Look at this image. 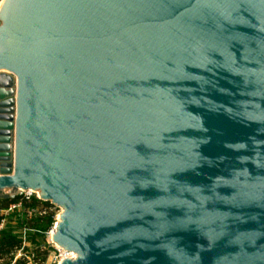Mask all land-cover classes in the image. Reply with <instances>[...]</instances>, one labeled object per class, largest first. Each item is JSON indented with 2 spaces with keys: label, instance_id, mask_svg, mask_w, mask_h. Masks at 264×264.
I'll return each mask as SVG.
<instances>
[{
  "label": "water",
  "instance_id": "water-1",
  "mask_svg": "<svg viewBox=\"0 0 264 264\" xmlns=\"http://www.w3.org/2000/svg\"><path fill=\"white\" fill-rule=\"evenodd\" d=\"M21 190L63 207L62 264H264V0H3Z\"/></svg>",
  "mask_w": 264,
  "mask_h": 264
},
{
  "label": "built area",
  "instance_id": "built-area-1",
  "mask_svg": "<svg viewBox=\"0 0 264 264\" xmlns=\"http://www.w3.org/2000/svg\"><path fill=\"white\" fill-rule=\"evenodd\" d=\"M34 194L38 196L39 200H43L36 191L21 190L19 195L20 199L14 204L10 205L6 211H0V234L6 229V226L10 222L18 219L19 215L21 214V211L19 210L24 206L25 201L29 200ZM48 202L50 203L48 208L30 207L26 209V211L22 212L26 222L25 226H27L28 231L31 232H36V228L30 227V223L47 216H51L53 218L51 226L44 234L46 240L44 241V245L41 247V249H39L37 252H34L33 250L30 251V243H20V246L16 247L11 253H9V255L7 254V256H2L0 254V264H45L47 253L50 254L48 264H62L67 259H77L78 254L76 252L67 250L54 241V235L57 232L64 209L63 207L58 206L50 201ZM6 214H12V221H8L5 217H3Z\"/></svg>",
  "mask_w": 264,
  "mask_h": 264
},
{
  "label": "rangeland",
  "instance_id": "rangeland-1",
  "mask_svg": "<svg viewBox=\"0 0 264 264\" xmlns=\"http://www.w3.org/2000/svg\"><path fill=\"white\" fill-rule=\"evenodd\" d=\"M3 0H0V3L2 2ZM37 192V191H36ZM39 192V191H38ZM37 192V193H38ZM40 195V197L42 198V194L39 192L38 193ZM20 199V197H19ZM18 201V200H17ZM15 201V202H17ZM44 201V203L42 202ZM15 202H12L11 204H14ZM48 202V201H45V200H39L38 196L36 194H34L33 196H31V198L29 200H27V204H29L28 206H23L19 211H21V214L19 215L18 219L12 221L13 219V216L12 214H6L5 217L8 221H12L10 222L7 226H6V229L1 232L0 234V238L2 237H7L9 235H12V236H15L17 241H19L20 243H30L31 245V248H30V251H39V249H41V247L44 245V241L46 240L45 239V236L44 234L47 232V230L49 229V227L51 226L52 222H53V218L51 216H49L50 218V223H48L47 225H45L44 220H41V219H38V220H41V221H38L37 220V224L35 225L36 226V232H31V231H28V227L25 226V220H24V215L22 214L23 211H26V209L28 208H32V207H41L44 206V204ZM50 206V205H48ZM48 211H51V210H48ZM54 211H57V210H54ZM23 215V216H22ZM48 217V216H47ZM47 217H44V218H47ZM43 218V219H44ZM36 222V220L34 221ZM9 255V254H8ZM2 256H7L6 255H2ZM50 257V254L47 253L46 254V260H45V264H48V259Z\"/></svg>",
  "mask_w": 264,
  "mask_h": 264
},
{
  "label": "trees",
  "instance_id": "trees-1",
  "mask_svg": "<svg viewBox=\"0 0 264 264\" xmlns=\"http://www.w3.org/2000/svg\"><path fill=\"white\" fill-rule=\"evenodd\" d=\"M19 200V196L16 197V198H12V199H8V200H4L2 201V203L0 204V207L1 208H5V207H8L12 202H15ZM27 201H25L24 203V206H28L29 204L26 203ZM44 203V201H42ZM50 205L49 202H46L44 204V206H42V208H48ZM50 217H47V218H41V220H44L43 223H45V225H47L48 223H50ZM41 220H38V221H41ZM37 224V221L36 222H33V223H30L29 226L30 227H35L36 228V225ZM20 246V242L17 241L16 237L15 236H12V235H9V236H5V237H2L0 238V254L1 255H6V254H9L11 253L16 247Z\"/></svg>",
  "mask_w": 264,
  "mask_h": 264
},
{
  "label": "crops",
  "instance_id": "crops-1",
  "mask_svg": "<svg viewBox=\"0 0 264 264\" xmlns=\"http://www.w3.org/2000/svg\"><path fill=\"white\" fill-rule=\"evenodd\" d=\"M4 192L7 193V192H8V189H5ZM11 199H12V198H11ZM2 201H4V200H0V204L2 203ZM10 205H12V204H10ZM10 205H9V206H10ZM9 206H8V207H9ZM8 207H5V208H1V207H0V211H6V210L8 209Z\"/></svg>",
  "mask_w": 264,
  "mask_h": 264
},
{
  "label": "bare ground",
  "instance_id": "bare-ground-1",
  "mask_svg": "<svg viewBox=\"0 0 264 264\" xmlns=\"http://www.w3.org/2000/svg\"><path fill=\"white\" fill-rule=\"evenodd\" d=\"M2 3V2H1ZM1 3H0V5H1Z\"/></svg>",
  "mask_w": 264,
  "mask_h": 264
}]
</instances>
